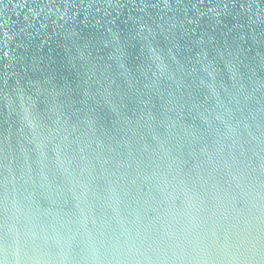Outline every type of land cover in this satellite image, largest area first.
Returning a JSON list of instances; mask_svg holds the SVG:
<instances>
[{
    "label": "water",
    "instance_id": "water-1",
    "mask_svg": "<svg viewBox=\"0 0 264 264\" xmlns=\"http://www.w3.org/2000/svg\"><path fill=\"white\" fill-rule=\"evenodd\" d=\"M0 264H264V0H0Z\"/></svg>",
    "mask_w": 264,
    "mask_h": 264
}]
</instances>
